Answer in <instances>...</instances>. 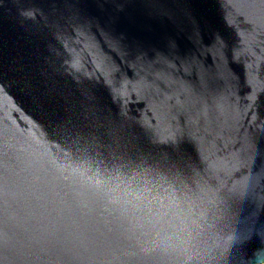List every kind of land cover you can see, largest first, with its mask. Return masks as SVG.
Here are the masks:
<instances>
[{
  "label": "water",
  "instance_id": "1",
  "mask_svg": "<svg viewBox=\"0 0 264 264\" xmlns=\"http://www.w3.org/2000/svg\"><path fill=\"white\" fill-rule=\"evenodd\" d=\"M264 0H0V264H263Z\"/></svg>",
  "mask_w": 264,
  "mask_h": 264
},
{
  "label": "rangeland",
  "instance_id": "2",
  "mask_svg": "<svg viewBox=\"0 0 264 264\" xmlns=\"http://www.w3.org/2000/svg\"><path fill=\"white\" fill-rule=\"evenodd\" d=\"M264 264V263H263Z\"/></svg>",
  "mask_w": 264,
  "mask_h": 264
}]
</instances>
